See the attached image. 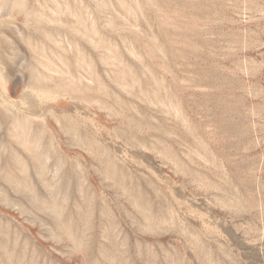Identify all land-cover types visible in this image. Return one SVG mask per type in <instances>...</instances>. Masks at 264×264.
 I'll return each mask as SVG.
<instances>
[{"label":"rangeland","instance_id":"374dc122","mask_svg":"<svg viewBox=\"0 0 264 264\" xmlns=\"http://www.w3.org/2000/svg\"><path fill=\"white\" fill-rule=\"evenodd\" d=\"M0 264H264V0H0Z\"/></svg>","mask_w":264,"mask_h":264}]
</instances>
